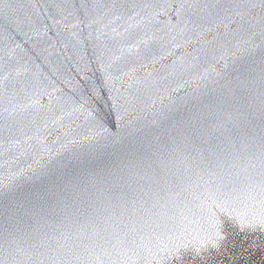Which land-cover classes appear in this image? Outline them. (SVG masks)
Masks as SVG:
<instances>
[{"label": "water", "instance_id": "water-1", "mask_svg": "<svg viewBox=\"0 0 264 264\" xmlns=\"http://www.w3.org/2000/svg\"><path fill=\"white\" fill-rule=\"evenodd\" d=\"M0 264H264V0H0Z\"/></svg>", "mask_w": 264, "mask_h": 264}]
</instances>
